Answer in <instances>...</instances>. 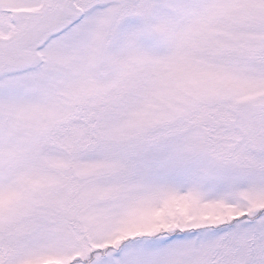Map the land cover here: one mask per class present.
<instances>
[{"label": "snow or ice", "instance_id": "6c2138e0", "mask_svg": "<svg viewBox=\"0 0 264 264\" xmlns=\"http://www.w3.org/2000/svg\"><path fill=\"white\" fill-rule=\"evenodd\" d=\"M0 264H264V0H0Z\"/></svg>", "mask_w": 264, "mask_h": 264}]
</instances>
